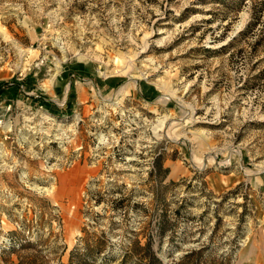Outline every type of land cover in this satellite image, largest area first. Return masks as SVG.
Wrapping results in <instances>:
<instances>
[{"label":"rangeland","instance_id":"obj_1","mask_svg":"<svg viewBox=\"0 0 264 264\" xmlns=\"http://www.w3.org/2000/svg\"><path fill=\"white\" fill-rule=\"evenodd\" d=\"M263 1L0 0V264H264Z\"/></svg>","mask_w":264,"mask_h":264},{"label":"crops","instance_id":"obj_2","mask_svg":"<svg viewBox=\"0 0 264 264\" xmlns=\"http://www.w3.org/2000/svg\"><path fill=\"white\" fill-rule=\"evenodd\" d=\"M81 73H84V75H81ZM81 76L88 78L89 80L93 79V76L88 70H86L84 64H82L81 62H72L68 65H65L61 70V74L55 76L56 82L60 83V85L54 83L55 85L52 89V95H54L53 97H55L57 100H55L54 98L49 99L52 102L48 103V108L52 109L53 112H59L61 107L58 105V103H56V101H58V97H61L63 99V102L68 109L73 107L75 100V92L73 89V85H75L74 79ZM16 79V81L6 87L3 86V84L6 82L0 81V100H10L18 96L19 86L22 85V81L20 78ZM27 83L29 82L27 81ZM116 83L117 81L115 79H108L106 82L100 83V86L111 87ZM59 87L63 90L62 96H60L58 93V89H60ZM135 94L138 97L151 98L155 96L156 90L147 82H138ZM29 96H31V100H36L37 98H39V95L36 94V96H34L33 93H29ZM42 104L45 105V103Z\"/></svg>","mask_w":264,"mask_h":264},{"label":"bare ground","instance_id":"obj_3","mask_svg":"<svg viewBox=\"0 0 264 264\" xmlns=\"http://www.w3.org/2000/svg\"><path fill=\"white\" fill-rule=\"evenodd\" d=\"M101 64V63H100ZM99 71H100V74H104V72H103V70L100 68L99 69ZM140 76H131V80H132V82H134L135 81V79H137V78H139ZM127 85L128 84H123V85H121L118 89H117V91H116V95H118V96H120V95H122L124 92H125V90L127 89ZM159 88H160V90H161V92H162V94H161V96L156 100V102H158V103H164L167 99H169L173 94H174V91H172L169 87H167L164 83H160L159 84ZM171 91L173 92V93H171ZM120 100V99H119ZM108 104H110V105H113L114 106V104H116V102H117V100H105ZM47 119H49V117L48 116H45ZM44 117V118H45ZM7 125H5V127H6ZM166 130L167 129H165V126H164V128H163V135L164 136H166V137H168V134L166 133Z\"/></svg>","mask_w":264,"mask_h":264},{"label":"trees","instance_id":"obj_4","mask_svg":"<svg viewBox=\"0 0 264 264\" xmlns=\"http://www.w3.org/2000/svg\"><path fill=\"white\" fill-rule=\"evenodd\" d=\"M264 9V1L260 3V5L255 8V6L251 8V20H249L248 23V30H250L251 28H254L255 26H257V24H261L264 25V21L261 20L260 15H261V10ZM261 29V28H260ZM264 29V27H263ZM144 247H148V244L145 243ZM150 259L152 264H162L161 261L159 260V258L154 254V253H150Z\"/></svg>","mask_w":264,"mask_h":264},{"label":"built area","instance_id":"obj_5","mask_svg":"<svg viewBox=\"0 0 264 264\" xmlns=\"http://www.w3.org/2000/svg\"><path fill=\"white\" fill-rule=\"evenodd\" d=\"M39 63H41V61L39 62ZM36 67H38L39 66V64H36L35 65ZM78 80V82H80V83H82V84H85L86 86H88L89 87V89H92L93 88V84H92V82H91V80H89V79H87V78H85V77H78L77 78ZM9 84H11L10 82H6V83H4L3 84V86L4 87H6V86H8ZM42 89V88H41ZM34 94V93H33ZM34 96H36V94H34ZM6 101H8L7 103H6V106H5V108H4V111H7L8 109H9V107H10V100H6ZM1 118H0V122H1Z\"/></svg>","mask_w":264,"mask_h":264}]
</instances>
